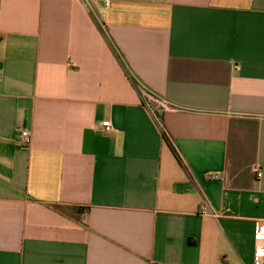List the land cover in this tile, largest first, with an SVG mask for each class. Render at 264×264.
<instances>
[{
    "label": "crops",
    "instance_id": "0c3cea01",
    "mask_svg": "<svg viewBox=\"0 0 264 264\" xmlns=\"http://www.w3.org/2000/svg\"><path fill=\"white\" fill-rule=\"evenodd\" d=\"M101 1L0 0V264H253L264 0Z\"/></svg>",
    "mask_w": 264,
    "mask_h": 264
},
{
    "label": "built area",
    "instance_id": "2783aa9c",
    "mask_svg": "<svg viewBox=\"0 0 264 264\" xmlns=\"http://www.w3.org/2000/svg\"><path fill=\"white\" fill-rule=\"evenodd\" d=\"M89 8L90 11H94V6L99 0H82ZM105 7H108L111 0L101 1ZM137 89L141 96L149 102H160L156 97H154L151 92L142 84L137 83ZM163 107H168L167 104L161 102ZM102 127L106 131L112 130V126L109 120H104L102 122ZM20 142L24 145H28L31 141V133L27 129H23L20 134ZM255 173L259 176L261 174L259 168H255ZM208 209L207 206L203 207V211ZM254 254H253V264H264V220L260 221L255 229L254 233Z\"/></svg>",
    "mask_w": 264,
    "mask_h": 264
},
{
    "label": "trees",
    "instance_id": "16d2710c",
    "mask_svg": "<svg viewBox=\"0 0 264 264\" xmlns=\"http://www.w3.org/2000/svg\"><path fill=\"white\" fill-rule=\"evenodd\" d=\"M121 60H122V58H121ZM126 67H127V66H126ZM127 70H128V67H127ZM129 77H130L132 83H133L135 86H137L136 78L134 77V75H132V73H130V71H129ZM172 147H173V146H172ZM173 149H174V147H173ZM174 150H175V149H174Z\"/></svg>",
    "mask_w": 264,
    "mask_h": 264
}]
</instances>
